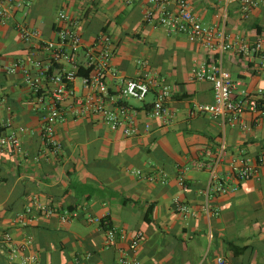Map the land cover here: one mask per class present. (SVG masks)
<instances>
[{
    "label": "crops",
    "instance_id": "1",
    "mask_svg": "<svg viewBox=\"0 0 264 264\" xmlns=\"http://www.w3.org/2000/svg\"><path fill=\"white\" fill-rule=\"evenodd\" d=\"M20 3L5 24H0V120L10 127L23 126L24 154L0 151V233L8 231L23 251L8 257L0 251V264H20V256L32 253L43 264H112L116 247L102 245L101 231L85 220L87 214L106 216L109 223L127 233L139 230L144 239L134 253L139 264H264V172L234 180L233 161H251L264 148V117L257 124L244 113L233 123L190 113L194 102L212 101L208 81L189 78L190 69L206 57V51L184 33H167L142 19L147 0H15ZM243 18L234 0H189L192 12L203 25H215L224 35L252 40L264 34V0ZM166 8L175 6L167 0ZM79 21V31L90 39L100 30L114 40L112 63L120 79L138 75L161 77L170 86L166 107L171 121L162 126L146 117L142 108L152 95L138 104L136 135L124 136L106 127L98 116L69 117L55 125L60 143L52 153L41 141L40 119L31 108L29 89L19 83V74H5L2 66L21 57L25 45L15 24L37 28L50 38L62 24L57 12ZM222 66L247 89H264V69L253 70L229 51L221 55ZM258 58L255 59L257 63ZM115 89L118 81L107 80ZM137 101V100H135ZM223 143L224 155L216 178L228 188L205 195L209 174L192 166L195 159L215 156ZM162 169L167 181H147L136 176ZM182 174L186 189L177 185ZM187 204L194 216L184 220L174 209V198ZM207 202L210 211L203 210ZM41 204L52 213L36 212ZM33 213L22 224L17 214L26 207ZM64 210L77 216L61 222ZM27 240V241H26ZM121 246H125L121 243ZM88 253V256L85 254Z\"/></svg>",
    "mask_w": 264,
    "mask_h": 264
},
{
    "label": "built area",
    "instance_id": "2",
    "mask_svg": "<svg viewBox=\"0 0 264 264\" xmlns=\"http://www.w3.org/2000/svg\"><path fill=\"white\" fill-rule=\"evenodd\" d=\"M130 0H125L128 2ZM142 19L154 27H160L167 33H184L187 39L197 43L206 51V57L196 67L190 69L192 80L208 81L212 87V101L208 103L194 102L190 113L206 115L219 119L222 123L238 121L244 113L253 115V121L259 123L264 117V89L255 87L247 89L240 79L233 78L222 66L221 55L229 51L239 57L251 69H264V34H257L252 40L224 35L215 25H203L192 12L189 0H174L172 9L166 8L167 0H147ZM242 9V17H248V10L256 5L254 0H234ZM20 6L15 0H0V24H5L14 10ZM57 17L62 21L50 38H44L35 27L21 23L15 24L18 38L24 43L25 49L21 57L2 66L5 74H19V83L29 89L31 108L40 119V138L42 143L52 152L57 153L60 143L55 138V125L69 117L98 116L100 121L111 130H119L124 136H132L141 132L138 126L139 109L127 105L128 99L142 101L147 94L152 98L142 108L146 121L142 130L147 132L150 120L160 125H167L172 113L166 107L171 94L170 86L161 77L138 75L134 78L120 79L112 58L114 40L105 30H100L90 39H84L79 31V21L59 10ZM259 61L256 63L255 59ZM118 81L115 89H110L107 80ZM8 119L0 120V151L24 154L22 135L23 126L10 127ZM224 155L223 143L213 157L195 159L192 166L205 169L209 174L205 195L209 192L221 193L228 187L220 181L211 185L216 178V168ZM230 173L234 180H245L256 177L264 172V148L251 161L239 160L230 164ZM136 176L147 181L164 184L167 173L157 171L143 174L135 170ZM177 185L185 190L186 184L182 174L176 177ZM36 212L52 213V209L41 204L33 206ZM26 207L17 214L22 224L31 216L34 208ZM205 212L210 208L205 201L202 205ZM174 209L184 220L194 216V211L177 197L174 198ZM77 216L76 210H64L60 213L61 222H67ZM85 220L95 223L101 231L103 246L116 247L118 255L112 264H139L128 253H134L143 241L144 235L135 230L127 233L109 223L106 216L87 214ZM27 241V240H26ZM124 243L125 246H121ZM26 242L17 243L8 231L0 233V251L8 259H12L24 250ZM88 256V253L85 254ZM20 264H43L32 253L20 256ZM217 264H225L218 256Z\"/></svg>",
    "mask_w": 264,
    "mask_h": 264
},
{
    "label": "rangeland",
    "instance_id": "3",
    "mask_svg": "<svg viewBox=\"0 0 264 264\" xmlns=\"http://www.w3.org/2000/svg\"><path fill=\"white\" fill-rule=\"evenodd\" d=\"M147 97H149L150 95H146ZM132 103L138 104V101H135L134 99L130 100Z\"/></svg>",
    "mask_w": 264,
    "mask_h": 264
}]
</instances>
